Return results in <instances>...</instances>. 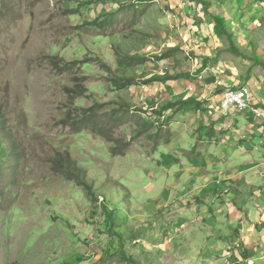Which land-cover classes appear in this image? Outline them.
I'll list each match as a JSON object with an SVG mask.
<instances>
[{
  "label": "rangeland",
  "instance_id": "obj_1",
  "mask_svg": "<svg viewBox=\"0 0 264 264\" xmlns=\"http://www.w3.org/2000/svg\"><path fill=\"white\" fill-rule=\"evenodd\" d=\"M217 78L264 109V0H0V264H179L221 248L222 264H254L264 124L214 112ZM91 107L116 143L62 124ZM57 153L94 200L53 170Z\"/></svg>",
  "mask_w": 264,
  "mask_h": 264
},
{
  "label": "trees",
  "instance_id": "obj_2",
  "mask_svg": "<svg viewBox=\"0 0 264 264\" xmlns=\"http://www.w3.org/2000/svg\"><path fill=\"white\" fill-rule=\"evenodd\" d=\"M212 20L214 22L213 32L215 33V35L220 36V37H222L223 35H226L229 39L231 47L234 48V42L231 39V36L228 35L226 30L224 29V25H225L224 18L220 16H214ZM235 51H236V55L242 56V54H240L239 51L237 50ZM166 57L167 56H164L163 58H160V60L165 59ZM144 60L145 58H138V57H120L119 56L117 58L118 64L125 65V66L141 65L143 64ZM54 65L60 68L61 71H65V70H70L75 64L74 63H58L56 61L54 62ZM75 81H76V84L74 88L70 90H66V92L70 94L72 98L83 97L84 96L83 92L85 89L84 86L82 85L83 80L80 79V80H75ZM134 83H135V80L131 78L114 79L112 81V85L116 87L117 89H124L126 87H130L134 85ZM185 103H187L188 105L190 104V106L192 105L193 109L196 111L199 110L201 107V103L196 102L193 99H187ZM77 110L78 108H74L73 112H69V114L67 115V118L62 120V124L70 127L71 130H74V131H80V130H83L89 127L90 129L95 130L98 135L106 138V140H108L109 142L116 143V141L112 140V138L109 137L106 130L104 129L97 130V128L94 127L95 125L94 119L96 115V113H94V110H95L94 107H91L89 109L80 108L79 113H76ZM0 117L2 118V107H0ZM89 123H93L92 126H89ZM118 149L116 147L113 149H110L111 154L122 155V152L121 151L119 152ZM5 153H6L5 149H3L2 145L0 144V157H3ZM53 166H54L53 170L55 172H60L66 177V179L74 181L77 186L83 188V190L86 192L88 199L94 200V194L92 191V187L89 184H87L84 179L85 171L78 168L77 165L73 163L67 155L57 153L56 159L53 162ZM104 211H105L106 217L108 216L110 218L111 213H108L105 207H104ZM129 261L131 264H139L133 259H130Z\"/></svg>",
  "mask_w": 264,
  "mask_h": 264
},
{
  "label": "built area",
  "instance_id": "obj_3",
  "mask_svg": "<svg viewBox=\"0 0 264 264\" xmlns=\"http://www.w3.org/2000/svg\"><path fill=\"white\" fill-rule=\"evenodd\" d=\"M214 87L220 92L219 105L214 112L243 113L245 116H251L256 122L264 123V109L255 103L248 85L230 84L222 78H217Z\"/></svg>",
  "mask_w": 264,
  "mask_h": 264
},
{
  "label": "crops",
  "instance_id": "obj_4",
  "mask_svg": "<svg viewBox=\"0 0 264 264\" xmlns=\"http://www.w3.org/2000/svg\"><path fill=\"white\" fill-rule=\"evenodd\" d=\"M246 119L250 120L252 119L251 116L247 115ZM253 120V119H252ZM259 123V122H258ZM259 124H264V123H259ZM258 134V133H257ZM264 220V215H263V218ZM174 236V237H184V236H188V234H182V233H179L177 231H172L169 235ZM257 235V243H259L260 245V242L262 240V238H264V234H261L260 232H256L255 233ZM174 238L173 237H170L169 238V241H172ZM175 240H173L174 242ZM179 243H186L185 241L184 242H179ZM189 244V242L185 245V247ZM163 245V244H162ZM213 246H210V249L212 248ZM159 251H163V249H158ZM217 250V248H216ZM225 250V249H224ZM222 248L221 249H218L216 252L215 250L214 251H208V253L206 254V257H201V256H198L196 257L195 260H192L191 258L190 259H187V260H183V261H180L178 262L179 264H182L184 261H186L185 264H207V262L209 264H222L221 263V260H222V257L224 255H226V251H224ZM239 250H235L236 253H238ZM196 252V251H195ZM253 252L255 253L254 256H252V262L254 264H264V246L263 248L258 247V248H254L253 249ZM175 253V252H174ZM191 252H188V254H190ZM194 253V252H192ZM200 255V254H198ZM215 259V261H214Z\"/></svg>",
  "mask_w": 264,
  "mask_h": 264
}]
</instances>
